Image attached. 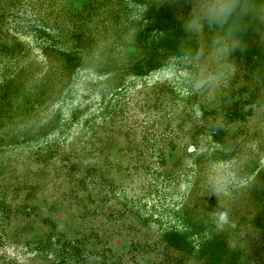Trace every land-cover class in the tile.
I'll return each mask as SVG.
<instances>
[{"label":"rangeland","instance_id":"374dc122","mask_svg":"<svg viewBox=\"0 0 264 264\" xmlns=\"http://www.w3.org/2000/svg\"><path fill=\"white\" fill-rule=\"evenodd\" d=\"M0 264H264V0H0Z\"/></svg>","mask_w":264,"mask_h":264},{"label":"clouds","instance_id":"9594fccd","mask_svg":"<svg viewBox=\"0 0 264 264\" xmlns=\"http://www.w3.org/2000/svg\"><path fill=\"white\" fill-rule=\"evenodd\" d=\"M221 11H224V9H221Z\"/></svg>","mask_w":264,"mask_h":264}]
</instances>
